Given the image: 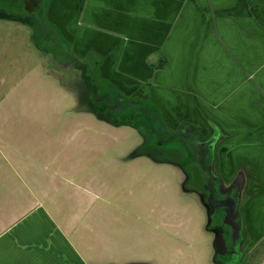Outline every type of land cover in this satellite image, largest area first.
Returning a JSON list of instances; mask_svg holds the SVG:
<instances>
[{
  "label": "crops",
  "instance_id": "0c3cea01",
  "mask_svg": "<svg viewBox=\"0 0 264 264\" xmlns=\"http://www.w3.org/2000/svg\"><path fill=\"white\" fill-rule=\"evenodd\" d=\"M0 11L25 19L0 18V40L30 41L44 62L55 51L34 43L38 32L47 46H64L60 64L80 70L106 105L150 104L168 132L196 135L209 150L214 180L237 190L239 234L264 250V0H0ZM64 96L75 99L68 88ZM77 112L65 134L70 147H51L30 129L22 146L0 140V264H117L115 250L102 257L100 241L92 243L99 235L88 220L101 180L79 177L100 163L77 140L92 135L84 119L107 136L129 125L95 109ZM207 218L206 209L205 233Z\"/></svg>",
  "mask_w": 264,
  "mask_h": 264
},
{
  "label": "rangeland",
  "instance_id": "374dc122",
  "mask_svg": "<svg viewBox=\"0 0 264 264\" xmlns=\"http://www.w3.org/2000/svg\"><path fill=\"white\" fill-rule=\"evenodd\" d=\"M34 43L48 51L46 53L55 52L47 55L49 57L42 62V58H37L27 48L32 44L30 41L22 44L7 34L0 40V140L22 146L25 130L30 129V135L41 132L42 141H52L49 144L51 147H70L73 144L69 143V139L65 143V134L69 131L68 127L76 126L77 111L95 109L98 115L113 116L114 119L129 118L132 113L140 114L136 120H141V128L145 124L154 125L153 140L156 144L152 145L158 148L155 151L150 152L148 147L142 146L140 127L138 130L126 126L124 132L107 136L103 130L96 132L91 121L84 119L92 135L78 138L77 146L90 153L89 157L95 165L100 163L96 166L98 170H84L79 177L86 182L92 174L96 181L101 180L93 186L99 203L88 220L93 232L99 235L93 236L92 243L100 241L98 248L102 257L104 252L115 250L112 255L117 257V260L114 259L117 264H218L213 261L212 235L205 233L208 208L200 197L183 191L189 183L184 182L181 169L189 171L194 180L199 179L203 175L202 166L206 165V159L200 161L191 151L188 140L185 141L182 136L172 135L167 141L171 133L161 135L159 131L165 126L153 123L160 117L152 116L149 120L148 113L144 112L146 108L152 109L150 104L120 106L114 99L112 105H106L102 95L90 93L81 81L80 70L60 64L63 59L60 54L64 57L62 44L54 42L47 46L45 38L38 32H35ZM54 53L56 60L52 59ZM45 67H52L59 74H51ZM88 78L95 79L91 74ZM103 86L100 83L99 87L103 89ZM67 88L74 92L75 99L64 96ZM80 121L83 125V120ZM97 150L100 151V161L92 156ZM142 151L146 153L142 159L131 161V157ZM179 162H183L181 167L177 164ZM211 174L216 177L212 171ZM223 219V216L215 215L213 220L217 223L212 220V225L209 219L208 223L216 229V233L220 231L218 226ZM239 233L240 229L237 231V242V237L229 233L227 238L224 236L229 250L224 256L225 261L257 264L264 253L261 249L263 242L253 245L254 239H251L246 243Z\"/></svg>",
  "mask_w": 264,
  "mask_h": 264
},
{
  "label": "flooded vegetation",
  "instance_id": "af4514ba",
  "mask_svg": "<svg viewBox=\"0 0 264 264\" xmlns=\"http://www.w3.org/2000/svg\"><path fill=\"white\" fill-rule=\"evenodd\" d=\"M183 133L187 137L185 139V141L188 140V144L190 146L191 151H193L200 158L199 159L200 161L203 162L206 159V164H207L208 161H210V157H211L207 147L206 146L201 147L202 142L198 139V137L196 135H192L190 133L188 134V132H186V130L185 131L183 130ZM141 136L143 139V144H142V146H143L144 143L146 142V137L144 135H141ZM157 149H158L157 147H154L153 145H151V146H148L147 150L152 152V151H155ZM181 165H183V164H181ZM209 167L210 166H208V165H203L202 166V168L204 169V172L202 173L203 175L202 176L200 175L199 179L195 178V180L193 179L192 174L189 171H187L185 168H182L181 170H182L184 177H185L184 182L189 183V186L187 184V186L185 185V188L183 187V191L185 193H192V194H196L197 196L198 195L200 196V198L203 200V202L205 203V205L208 208V210H207L208 221L207 222H209V219L211 218V225H212L213 217L216 215L215 213H211L213 210L212 207L215 206L213 201L216 202V204H218V202L221 201V204L224 205V208H226L227 212L230 215H232L233 217H235V216H234V210L231 209V205L235 206L236 202L235 201L231 202L229 197L226 196L229 193V191L224 190L220 186V181H219V188H218V183H217L218 181L214 180L215 176H213L212 174L210 175L207 172ZM208 175H210V176H208ZM199 180H201V183H199ZM216 187L218 189H216ZM209 215H210V217H209ZM229 219L227 218V220H229ZM214 222L217 223L216 221H214ZM233 223H234V221H233ZM211 225H208V232H210L212 230L213 231L216 230V229H213V227ZM220 226H221V224L218 226V229L219 228L223 229L224 230V232H223L224 236L227 238L228 230H227L226 226L225 225H223L222 227H220ZM234 226H236L235 223H234ZM208 232H206V234H208ZM225 232H227V234H225ZM211 234H213V233H211ZM238 240L236 239V241H238ZM225 255H222V257H220L223 261L225 260V258H224Z\"/></svg>",
  "mask_w": 264,
  "mask_h": 264
},
{
  "label": "water",
  "instance_id": "95a60500",
  "mask_svg": "<svg viewBox=\"0 0 264 264\" xmlns=\"http://www.w3.org/2000/svg\"><path fill=\"white\" fill-rule=\"evenodd\" d=\"M120 106H122V104H120ZM113 108H115V107L113 106ZM207 172L211 175L210 167L208 168ZM218 188H219V184H218ZM218 188L216 187V189H218ZM235 192H236V190H235ZM231 193H232V191H230V193L228 194L229 199L231 200V202H234V201L236 202L237 199H236L235 193H233V194H231ZM213 203L215 204V206L212 207L213 210L211 213H215L216 215H221L224 217L223 222H222L220 227L225 225L228 229V233L230 235L234 236L235 238L237 237V240H238L239 235L237 236V231L240 229V223H241L240 218L238 219L239 221H237V219L235 217L230 215L227 212V209L224 208V205L221 204V201H219L218 204H216V202H214V201H213ZM231 209L235 210V206L231 205ZM209 217H210V215H209ZM227 218L228 219L230 218V219L227 220ZM210 220H211V218H210ZM233 221L236 224V226H234ZM234 237H232V238H234ZM234 240L235 239H233V241ZM213 247H214V257H213L214 262L216 260V262L218 264H235L234 261H232V260L231 261H228V260L223 261L221 258L218 257L219 255H225V254L229 253L228 247L225 244L223 229H220V231L216 233L215 238L213 240Z\"/></svg>",
  "mask_w": 264,
  "mask_h": 264
},
{
  "label": "trees",
  "instance_id": "16d2710c",
  "mask_svg": "<svg viewBox=\"0 0 264 264\" xmlns=\"http://www.w3.org/2000/svg\"><path fill=\"white\" fill-rule=\"evenodd\" d=\"M0 18H4V19H8V20H14V21H20V22H25V19H23L21 17H18V16L13 15V14L5 13V12H2V11H0ZM144 112L148 113V117H150L149 120H151V118H153L152 116H156L157 117V115L154 114V111L151 108H146V110ZM138 115H140V114L132 113V115L128 116L129 118L114 119L113 122L116 125H129V126L138 128V130H139V127L141 128L142 126H140L141 120H139V121L136 120L138 118ZM156 119L159 120V118H156ZM153 123L163 124V123L160 122V120L159 121L156 120V122H153ZM161 127H163V126H161ZM164 129H165V131H161V130H164ZM154 130L155 129H154V125L153 124H145L144 128L140 129L141 135H144L146 137V142L144 143V146L148 147V146H151L152 143L156 144V142H154V140H153L154 134H155ZM161 130L159 131V132H161V135L166 134V133H167V135H169L171 133L170 136L167 137V141H169V139L172 137V135L173 136L175 135V136H178V137L185 136V134L183 133L182 130L174 131V132H167L166 127L165 128L163 127V129L161 128ZM161 138H162V136H161ZM186 138H187L186 136L183 137L184 140Z\"/></svg>",
  "mask_w": 264,
  "mask_h": 264
}]
</instances>
